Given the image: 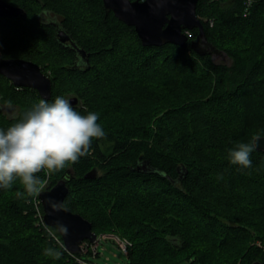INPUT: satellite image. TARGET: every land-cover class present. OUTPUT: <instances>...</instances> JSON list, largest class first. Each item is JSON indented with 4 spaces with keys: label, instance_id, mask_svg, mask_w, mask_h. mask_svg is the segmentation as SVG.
<instances>
[{
    "label": "trees",
    "instance_id": "obj_1",
    "mask_svg": "<svg viewBox=\"0 0 264 264\" xmlns=\"http://www.w3.org/2000/svg\"><path fill=\"white\" fill-rule=\"evenodd\" d=\"M5 1L27 16H0V59L38 63L53 81L49 103L63 82L74 86L73 107L98 114L106 133L76 164L38 174L50 188L72 170L63 206L88 219L97 235L128 239L127 264H264V151L250 153L248 168L229 158L230 149L264 135V0L198 1L209 41L228 60L190 45L145 46L103 0H69L61 24L86 50L85 66L76 65V51L59 42L53 24L38 18L45 8L59 14L55 0ZM188 34L190 42L198 28ZM18 35L28 37L29 54L2 45ZM59 59L67 63H49L50 75L42 61ZM41 99L0 73V129ZM7 106H17L16 115ZM146 162L152 170L137 169ZM92 169L97 176L86 178ZM18 192V180L0 188L1 264L93 261L91 247L71 253L56 242L50 232L62 238L59 231L36 223L38 196ZM49 248L59 258L45 255Z\"/></svg>",
    "mask_w": 264,
    "mask_h": 264
},
{
    "label": "water",
    "instance_id": "obj_2",
    "mask_svg": "<svg viewBox=\"0 0 264 264\" xmlns=\"http://www.w3.org/2000/svg\"><path fill=\"white\" fill-rule=\"evenodd\" d=\"M199 0H103L106 11H112L124 23L135 28L137 35L145 46H162L172 43L186 48L188 45L200 54L209 53L214 60H228L227 54L209 41L204 24L197 14ZM26 17V11L5 0H0L1 17ZM59 42L69 44L76 51L77 66L88 64L87 52L73 38L72 34L61 23H54ZM198 28L197 36L189 42L188 31ZM0 73L9 78L17 87H31L39 92L44 99H50L53 91L52 78L47 75L41 66L26 58L6 57L0 59ZM72 106L79 103L78 96L69 98ZM253 143L260 151H264V135L256 136ZM149 162L139 166L138 170H147ZM150 169L153 168L150 165ZM64 175L50 188L42 190L39 198L44 209V222L52 225L60 221L68 227V235L63 236L67 250L71 253L83 252L81 244L85 240L94 242L98 235L93 231L92 223L80 213L73 212L63 206L69 193L68 179L72 170L67 169ZM97 176V170L92 169L85 174L86 178ZM52 199L62 202L64 211L52 212L47 201ZM1 264V263H0ZM253 264H263L256 260Z\"/></svg>",
    "mask_w": 264,
    "mask_h": 264
},
{
    "label": "clouds",
    "instance_id": "obj_3",
    "mask_svg": "<svg viewBox=\"0 0 264 264\" xmlns=\"http://www.w3.org/2000/svg\"><path fill=\"white\" fill-rule=\"evenodd\" d=\"M95 112L81 114L70 100L57 96L49 103L41 99L24 117L0 129V188L10 189L19 181L29 196H39L44 181L38 175H51L76 164L81 157L89 154L94 139L104 138L106 133L97 123ZM255 144L240 143L229 150L230 162L248 168L251 166L250 153ZM52 212L64 211L62 202L47 201ZM56 229L63 236L68 227L60 221L46 225ZM55 238L54 233H51ZM45 255L59 258L60 253L49 248Z\"/></svg>",
    "mask_w": 264,
    "mask_h": 264
},
{
    "label": "rangeland",
    "instance_id": "obj_4",
    "mask_svg": "<svg viewBox=\"0 0 264 264\" xmlns=\"http://www.w3.org/2000/svg\"><path fill=\"white\" fill-rule=\"evenodd\" d=\"M55 1H56V4H57V8L56 9H57V11H59L60 17L61 18L66 17L67 13L64 10V3L68 6V3L70 1L69 0H55ZM210 1H212V0H210ZM73 2H76V0H72V3ZM205 18L206 19L207 18L210 19L212 17L205 16ZM212 21H213V19H210L211 23H212ZM27 38L18 35V37H16V39L14 40L13 43H9V42L7 43L6 42V43H2V45L5 47V50L12 48L14 50H20L21 53H24L23 55H27L31 51V48H28V43H26ZM2 50H3V48H2ZM2 50H1L0 54H2ZM51 60H49V61L46 60V61H42V62L45 63V66H46V64L48 66L49 63H51L52 65L53 64H60V65L62 64V65H64L65 63H67L66 61L65 62L63 61L64 59H59V60H56V61H51ZM218 60H224V59L221 58V59H218ZM45 69L48 71V73L50 75L54 74V72H53L54 69L51 68L50 66L45 67ZM1 85L3 86V84H1ZM75 91L76 90H75L74 86L63 82L59 86V92H58L57 96H62L65 99L69 100V98L71 96H73ZM80 102H82V101L80 100ZM4 111L9 116H14V115H16V113L18 111V107L17 106H7V107H4ZM109 144L110 143H106V144L104 143L103 146L106 147ZM49 183H50V180L47 178L44 181L43 189L44 188H46V189L49 188ZM35 198H36V196H35ZM38 198H39V196H38ZM40 204H41V206H40ZM35 207H36V216H37L36 223L37 222L40 223V224L42 223L44 226H46L47 224L44 222V209H43V205H42V202H41L40 198H39V201H37L35 203ZM102 235H106L107 237L106 236H102ZM52 237H53V235H52ZM100 237H102V239H101V241L99 243V246H98L99 254L95 253L96 252L95 248H94L96 246L95 243L88 244L87 248L90 249V247H91V249L93 250L92 254H91L92 258H93V261L91 262V261H88L86 259H82L81 258L80 261H82V264H127L126 252H124V250L121 249V247H120L121 240H120V238H118L119 236L115 235V234L101 233ZM54 239H55L56 242H58L57 237H55ZM123 239H126V238H123Z\"/></svg>",
    "mask_w": 264,
    "mask_h": 264
},
{
    "label": "built area",
    "instance_id": "obj_5",
    "mask_svg": "<svg viewBox=\"0 0 264 264\" xmlns=\"http://www.w3.org/2000/svg\"><path fill=\"white\" fill-rule=\"evenodd\" d=\"M55 235V234H54ZM103 236H106V235H103ZM55 237H57V240H58V242L64 247V248H66V246H65V243H64V241H63V238H61V237H59L58 235H55ZM107 237V236H106ZM120 238V237H119ZM101 239H102V237H100V235H98V238H97V240L96 241H94V242H90V241H84V242H82V244H81V247H82V250L83 251H87V245L88 244H92V243H95V253L97 254V251H98V246H99V243H100V241H101ZM120 240H121V242H120V247H121V249H123L124 250V252H127V250H128V247L131 245V242L128 240V239H121L120 238ZM67 249V248H66Z\"/></svg>",
    "mask_w": 264,
    "mask_h": 264
},
{
    "label": "flooded vegetation",
    "instance_id": "obj_6",
    "mask_svg": "<svg viewBox=\"0 0 264 264\" xmlns=\"http://www.w3.org/2000/svg\"><path fill=\"white\" fill-rule=\"evenodd\" d=\"M18 16H22V15H18ZM26 16H27V13H26ZM38 18H40V20L44 21L45 23H50V25L53 24L52 26H54L55 32H56V27L54 23H57V22L62 23V19L59 16V14H57L54 10L48 9V8L41 10L38 13Z\"/></svg>",
    "mask_w": 264,
    "mask_h": 264
},
{
    "label": "bare ground",
    "instance_id": "obj_7",
    "mask_svg": "<svg viewBox=\"0 0 264 264\" xmlns=\"http://www.w3.org/2000/svg\"><path fill=\"white\" fill-rule=\"evenodd\" d=\"M44 189H46V188H44ZM44 189H43V190H44ZM42 216H43V215H42ZM102 236H103V235H102ZM118 238H119V237H118Z\"/></svg>",
    "mask_w": 264,
    "mask_h": 264
}]
</instances>
